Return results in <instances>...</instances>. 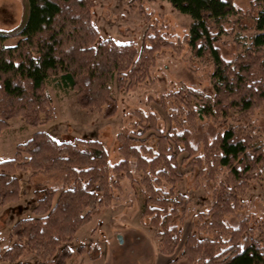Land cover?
Returning <instances> with one entry per match:
<instances>
[{"label": "trees", "instance_id": "trees-1", "mask_svg": "<svg viewBox=\"0 0 264 264\" xmlns=\"http://www.w3.org/2000/svg\"><path fill=\"white\" fill-rule=\"evenodd\" d=\"M21 1L20 24L0 29V136L13 117L34 126L55 117L47 91L52 78L75 92L82 109L113 116L118 102L112 84L119 91L143 85L166 48L181 51L187 45L199 64L212 66L214 94L187 85L162 94L156 102L168 118L167 129L156 112L136 110L135 129L117 136L122 157L114 165L98 139L59 141L37 131L17 144L13 158L0 159V206L20 198V170L32 171L30 183L47 187L35 190L34 216L12 226L16 241L0 252V262L31 264L20 258L34 254L36 264H67L87 252L66 243L123 191L125 177L143 185L141 215L155 230L159 252L174 255L189 210V198L175 192L185 176L180 156L187 153L193 174L213 183V200L196 215L181 254L167 264H264V214L257 228L248 217L237 225L228 222L243 208L249 181L264 183L257 121L264 115V0H252L248 10L234 0H167L191 16L189 31L174 42L150 27L141 46L102 38L93 20L95 0ZM144 1L156 0H136L141 11ZM231 15L239 16L238 24ZM245 30L255 32L247 39ZM226 34L234 35L232 44L222 40ZM8 38L18 41L8 46ZM205 124L209 131L201 144L194 143L193 132ZM133 168L141 172L139 181Z\"/></svg>", "mask_w": 264, "mask_h": 264}, {"label": "rangeland", "instance_id": "rangeland-1", "mask_svg": "<svg viewBox=\"0 0 264 264\" xmlns=\"http://www.w3.org/2000/svg\"><path fill=\"white\" fill-rule=\"evenodd\" d=\"M251 1L234 0V3L248 10ZM143 7L145 10L141 11L136 0H95L93 20L102 38L112 37L119 42L134 41L138 46L142 45L145 33L150 27L160 30L168 39L177 42L183 39L193 21L189 14L174 9L167 0L144 1ZM256 13L257 11L254 14ZM22 15L21 0H0V29L15 28L20 24ZM238 17L231 15L230 20L238 24ZM247 18L248 15H245L243 20L248 21ZM254 32L245 30L242 36L248 39ZM233 39V34L222 36V40L227 44H232ZM17 41V38H8L4 44L12 46ZM212 70V66L199 64L187 45L181 51L166 48L158 54L150 79L146 83L126 91H119L116 84H112L118 108L111 117H106L101 112L94 113L82 109L73 90L65 87L59 78L49 79L47 91L52 99L55 117L36 126L28 124L21 117L9 119L8 128L0 136V159L13 158L17 144L26 141L37 131H46L59 141L98 139L107 148L110 162L114 165L122 157L117 136L121 132L131 133L135 129L136 110L143 113L156 112L160 127L167 129L168 118L156 99L183 85L196 87L208 95H213L214 87L210 79ZM257 121L264 139V115H260ZM207 130L209 131V128L205 124L199 131H194L193 142L201 144L203 132ZM186 156L187 153L180 156L181 171L185 176L176 185L175 192L189 198V210L181 224L182 240L174 255L166 256L159 252V239L155 230L143 221L141 215L143 185L140 182L132 184L129 178L125 177L122 180L123 191H116L117 197L110 205L82 226L74 239L66 243L73 250L80 246L88 249L82 255L68 260L67 264H167L171 259L178 257L184 249L186 237L193 231L196 215L208 211L213 200V183L197 178L189 164L190 159ZM133 171L139 181L141 172L135 171L134 168ZM31 172H18L22 186L20 198L0 206V252H4L16 241V237L11 233L14 223L21 218L34 216L35 190L47 187V184L39 183V180L36 184L30 183ZM242 200L243 208L229 216L228 222L237 225L240 220L248 217L257 228L264 214L263 181L250 180ZM256 236L261 238L258 229ZM20 261L36 264L37 257L28 254L21 257ZM0 264L15 262L2 260Z\"/></svg>", "mask_w": 264, "mask_h": 264}]
</instances>
